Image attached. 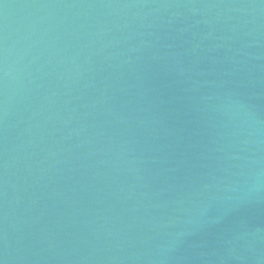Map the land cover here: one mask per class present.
Returning a JSON list of instances; mask_svg holds the SVG:
<instances>
[{
	"label": "water",
	"instance_id": "obj_1",
	"mask_svg": "<svg viewBox=\"0 0 264 264\" xmlns=\"http://www.w3.org/2000/svg\"><path fill=\"white\" fill-rule=\"evenodd\" d=\"M0 264H264V0H0Z\"/></svg>",
	"mask_w": 264,
	"mask_h": 264
}]
</instances>
